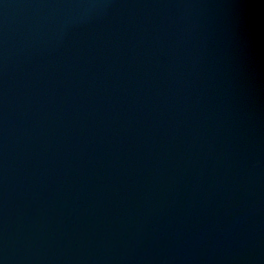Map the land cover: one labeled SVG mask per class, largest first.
Masks as SVG:
<instances>
[{"label": "water", "instance_id": "1", "mask_svg": "<svg viewBox=\"0 0 264 264\" xmlns=\"http://www.w3.org/2000/svg\"><path fill=\"white\" fill-rule=\"evenodd\" d=\"M0 264H264V0H0Z\"/></svg>", "mask_w": 264, "mask_h": 264}]
</instances>
